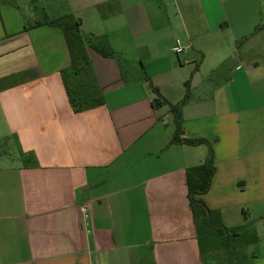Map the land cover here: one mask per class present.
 I'll return each mask as SVG.
<instances>
[{"label": "crops", "instance_id": "1", "mask_svg": "<svg viewBox=\"0 0 264 264\" xmlns=\"http://www.w3.org/2000/svg\"><path fill=\"white\" fill-rule=\"evenodd\" d=\"M22 1L0 0V143L17 157L0 151V264H201L185 169L209 147L201 198L257 234L264 264V0H66L122 57L88 48L103 103L81 111L63 33L34 24L41 0ZM151 86L171 104L186 95L180 137L207 142H173Z\"/></svg>", "mask_w": 264, "mask_h": 264}, {"label": "trees", "instance_id": "2", "mask_svg": "<svg viewBox=\"0 0 264 264\" xmlns=\"http://www.w3.org/2000/svg\"><path fill=\"white\" fill-rule=\"evenodd\" d=\"M57 4L59 5L57 12L42 13V19L34 24H51L63 33L70 66L69 70L62 71L61 75L72 109L81 111L103 103L102 93L91 71L88 48L119 60H122V57L109 47L105 36L82 31L81 19L70 10L66 0H61ZM151 87L156 94L152 100L153 106L168 104L175 115L173 142H184L191 145L207 142L203 138L182 139L180 137L181 117L178 111L186 95L179 102L171 104L156 87ZM214 172L215 165L211 147L202 163L185 169L187 197L195 224L201 264H254L257 234L249 231L246 225L227 227L221 220L220 211L209 208L201 198V195L209 189Z\"/></svg>", "mask_w": 264, "mask_h": 264}, {"label": "rangeland", "instance_id": "3", "mask_svg": "<svg viewBox=\"0 0 264 264\" xmlns=\"http://www.w3.org/2000/svg\"><path fill=\"white\" fill-rule=\"evenodd\" d=\"M61 0H58V2H60ZM20 2H23L22 0H20ZM43 2V3H41ZM41 2H37V6L38 7H41L43 6L44 9L46 10V12L48 13L47 11V8H50V7H53L55 3V0H41ZM24 9L27 10V8L24 6ZM7 142H10L11 141H8V139H5V140H2V142L0 143V151L2 152H7L10 154L11 156V159L13 160H17V157H16V152L14 151V146L13 144H7ZM261 235H264V232H260ZM249 249V247H247Z\"/></svg>", "mask_w": 264, "mask_h": 264}, {"label": "built area", "instance_id": "4", "mask_svg": "<svg viewBox=\"0 0 264 264\" xmlns=\"http://www.w3.org/2000/svg\"><path fill=\"white\" fill-rule=\"evenodd\" d=\"M186 46L182 43L180 38H175L174 39V44L171 48L172 52L175 54H180L185 52ZM80 212L81 215L83 216L84 219H87L89 217V212L87 207L81 206L80 207Z\"/></svg>", "mask_w": 264, "mask_h": 264}]
</instances>
